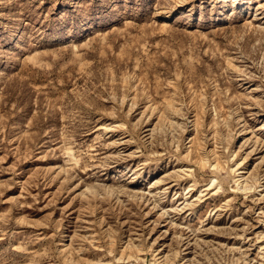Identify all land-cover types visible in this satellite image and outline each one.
<instances>
[{
    "label": "rangeland",
    "instance_id": "rangeland-1",
    "mask_svg": "<svg viewBox=\"0 0 264 264\" xmlns=\"http://www.w3.org/2000/svg\"><path fill=\"white\" fill-rule=\"evenodd\" d=\"M0 264H264V0H0Z\"/></svg>",
    "mask_w": 264,
    "mask_h": 264
}]
</instances>
